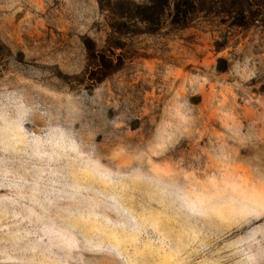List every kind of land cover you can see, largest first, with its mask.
I'll list each match as a JSON object with an SVG mask.
<instances>
[{
  "label": "rangeland",
  "instance_id": "374dc122",
  "mask_svg": "<svg viewBox=\"0 0 264 264\" xmlns=\"http://www.w3.org/2000/svg\"><path fill=\"white\" fill-rule=\"evenodd\" d=\"M0 264H264V0H0Z\"/></svg>",
  "mask_w": 264,
  "mask_h": 264
}]
</instances>
